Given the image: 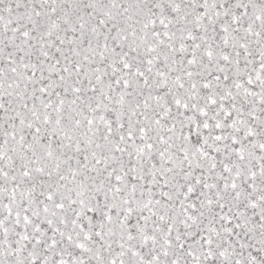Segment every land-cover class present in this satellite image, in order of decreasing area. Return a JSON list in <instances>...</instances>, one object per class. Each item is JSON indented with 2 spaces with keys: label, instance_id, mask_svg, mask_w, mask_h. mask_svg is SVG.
Returning <instances> with one entry per match:
<instances>
[{
  "label": "snow or ice",
  "instance_id": "1",
  "mask_svg": "<svg viewBox=\"0 0 264 264\" xmlns=\"http://www.w3.org/2000/svg\"><path fill=\"white\" fill-rule=\"evenodd\" d=\"M0 264H264V0H0Z\"/></svg>",
  "mask_w": 264,
  "mask_h": 264
}]
</instances>
